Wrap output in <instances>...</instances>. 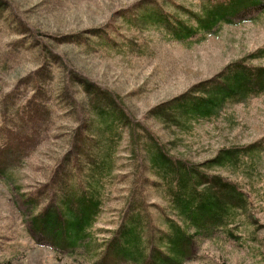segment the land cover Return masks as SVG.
<instances>
[{"label":"rangeland","instance_id":"1","mask_svg":"<svg viewBox=\"0 0 264 264\" xmlns=\"http://www.w3.org/2000/svg\"><path fill=\"white\" fill-rule=\"evenodd\" d=\"M139 1L0 0V136L18 122L30 123V115L15 111L16 106L34 93H40L37 100H45V81L55 75L53 119L45 125L47 117L38 115L39 126L26 128L21 124L18 127L24 128L22 137L28 143L27 149L19 151L14 143L0 152V167L4 169L0 174V264H98L103 248L128 216V193L134 187L130 173L134 169L128 164L126 142L118 153L115 183L109 188L100 219L89 232L86 248L81 247L77 254L55 251L43 239L36 241L16 204L18 191L32 193L46 186L55 170L60 169L64 155L71 151L80 123L65 100L69 89L75 93L74 99L82 102L84 97L78 84H72L73 73L79 80L85 78L104 89L129 116L149 124L167 142L182 132L177 126L170 130L146 119L151 109L264 49L261 10L191 45L171 41L153 31L143 32L137 40L146 44L145 52L138 46L136 51L119 52L77 45V35L93 39L90 31L104 26H120L128 34L121 22L122 12L134 9L131 14H137ZM249 64L264 67V58L250 60ZM63 91L65 94H61ZM35 131L37 137L33 140ZM192 131L182 133L170 147L175 155L195 163L212 159L224 148L248 146L263 139L264 94L227 105L218 117L193 123ZM261 157L253 173L264 179V153ZM144 197L147 216L142 212L145 226L141 234L147 242L156 240V234L163 236L159 229H166L162 207L167 205L153 190L145 191ZM253 201L257 228L236 238H199L194 256L184 264H264V209L259 210V204L254 198ZM44 206L41 200L34 214Z\"/></svg>","mask_w":264,"mask_h":264},{"label":"trees","instance_id":"2","mask_svg":"<svg viewBox=\"0 0 264 264\" xmlns=\"http://www.w3.org/2000/svg\"><path fill=\"white\" fill-rule=\"evenodd\" d=\"M138 5L137 14H131L134 9L122 12L121 22L130 37L120 26H104L90 31L93 39L77 35V45L119 52L133 51L138 46L145 52L146 44L137 41L145 31L191 45L190 42L204 41L224 25L243 20L252 11L264 12V0H141ZM262 58L264 49L151 109L145 118L170 130L177 126L182 133L190 134L193 123L216 118L227 105L264 94V67L249 64L250 60ZM71 78L84 96L80 102L69 89L65 100L80 123L71 151L64 155L60 169L55 170L46 186L32 193L18 191L15 196L36 241L43 239L55 251L68 254L86 248L84 243L100 219L109 188L115 183L118 153L125 142L128 164L134 169L130 173L134 187L128 193V216L103 248L98 264H184L194 256L199 238H236L257 228L253 198L263 210L264 179L253 172L264 153V138L248 146L224 148L212 159L195 163L171 151L170 145L182 133L166 142L149 124L129 116L104 89L85 78L79 80L74 73ZM54 82L55 75L45 81V100H37L40 93H34L16 106L15 111L30 115V123L7 127L0 136V152L14 143L19 151L27 149L28 143L22 137L24 128L18 127L21 124L26 128L39 126L38 115L47 117L45 125L53 119ZM36 137L35 131L32 139ZM3 170L0 167V174ZM149 190L158 193L167 205L162 207L166 229H159L161 238L156 234V240L146 242L141 234L145 226L141 215L143 212L147 216L144 195ZM41 200L45 206L34 214Z\"/></svg>","mask_w":264,"mask_h":264}]
</instances>
